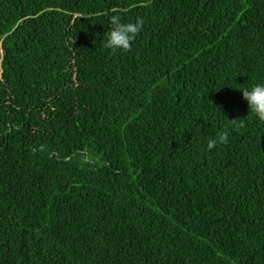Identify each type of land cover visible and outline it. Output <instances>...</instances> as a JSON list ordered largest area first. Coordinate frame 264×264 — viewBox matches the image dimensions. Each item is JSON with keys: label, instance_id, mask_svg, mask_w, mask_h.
Instances as JSON below:
<instances>
[{"label": "trees", "instance_id": "obj_1", "mask_svg": "<svg viewBox=\"0 0 264 264\" xmlns=\"http://www.w3.org/2000/svg\"><path fill=\"white\" fill-rule=\"evenodd\" d=\"M258 82L264 0H0V264H264Z\"/></svg>", "mask_w": 264, "mask_h": 264}, {"label": "clouds", "instance_id": "obj_2", "mask_svg": "<svg viewBox=\"0 0 264 264\" xmlns=\"http://www.w3.org/2000/svg\"><path fill=\"white\" fill-rule=\"evenodd\" d=\"M109 24L110 27L107 29L103 46L105 49L115 53L118 51L131 50L136 36L143 29L144 20L138 17L135 21L126 22L122 21L119 16L114 15L111 17ZM239 90L242 92L243 99L247 102L249 112H251L259 122H264V82H258ZM229 137L230 133L228 130L219 131L217 135L208 139L207 149L212 150L219 145L228 144Z\"/></svg>", "mask_w": 264, "mask_h": 264}]
</instances>
